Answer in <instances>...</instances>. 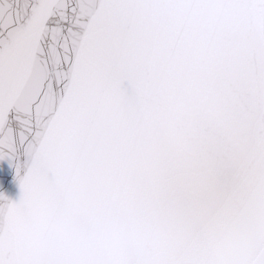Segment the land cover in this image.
Listing matches in <instances>:
<instances>
[{
	"label": "snow or ice",
	"instance_id": "1",
	"mask_svg": "<svg viewBox=\"0 0 264 264\" xmlns=\"http://www.w3.org/2000/svg\"><path fill=\"white\" fill-rule=\"evenodd\" d=\"M0 161V264H264V0H0Z\"/></svg>",
	"mask_w": 264,
	"mask_h": 264
},
{
	"label": "water",
	"instance_id": "2",
	"mask_svg": "<svg viewBox=\"0 0 264 264\" xmlns=\"http://www.w3.org/2000/svg\"><path fill=\"white\" fill-rule=\"evenodd\" d=\"M14 169L8 164L7 161H0V193L7 195L12 200H19L21 190L18 182L14 179Z\"/></svg>",
	"mask_w": 264,
	"mask_h": 264
}]
</instances>
